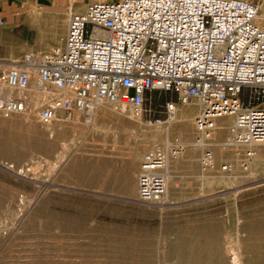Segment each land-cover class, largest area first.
<instances>
[{"label":"rangeland","instance_id":"374dc122","mask_svg":"<svg viewBox=\"0 0 264 264\" xmlns=\"http://www.w3.org/2000/svg\"><path fill=\"white\" fill-rule=\"evenodd\" d=\"M20 39L23 48H6L0 65L62 44L59 37L51 48H27L30 36ZM249 95L245 89L246 103ZM45 97L35 96L31 123L0 113V264H264V157L243 172L228 162L234 147L220 153L233 120L227 139L213 145L217 162L236 171L225 175L230 180L203 181L195 104L179 105L175 121L184 122L161 126L176 95L154 92L140 119L129 106L105 104L90 119L76 114L47 128L37 117ZM183 138L187 158L186 148L171 160L176 190L164 206L139 202L144 155Z\"/></svg>","mask_w":264,"mask_h":264},{"label":"built area","instance_id":"2783aa9c","mask_svg":"<svg viewBox=\"0 0 264 264\" xmlns=\"http://www.w3.org/2000/svg\"><path fill=\"white\" fill-rule=\"evenodd\" d=\"M264 0H117L70 11L60 47L24 54L0 65V113L10 118L30 110L32 83L47 97L37 117L44 126L92 118L99 106L128 105L143 117L154 92L176 95L166 103L168 121L179 105L195 104L197 143L205 173L232 175L219 164L214 133L219 119H234L232 144L239 167L248 172L264 145ZM1 25L5 22L1 21ZM250 90L249 103L242 99ZM24 92L7 98L5 92ZM186 151L179 139L146 153L138 174V200L163 202L168 164Z\"/></svg>","mask_w":264,"mask_h":264},{"label":"crops","instance_id":"0c3cea01","mask_svg":"<svg viewBox=\"0 0 264 264\" xmlns=\"http://www.w3.org/2000/svg\"><path fill=\"white\" fill-rule=\"evenodd\" d=\"M114 1L117 0H0V22H5L0 24V58L6 48H12L13 52L23 48L20 39L23 34L30 36L27 48H51L58 44L59 37L61 43L62 32L66 36L70 11L84 12L89 4ZM260 7L264 15V2ZM65 20L67 26H63Z\"/></svg>","mask_w":264,"mask_h":264},{"label":"bare ground","instance_id":"6f19581e","mask_svg":"<svg viewBox=\"0 0 264 264\" xmlns=\"http://www.w3.org/2000/svg\"><path fill=\"white\" fill-rule=\"evenodd\" d=\"M12 64H15V63H12ZM11 65H5V66H11ZM13 92H15V91H12V90L6 91L5 92V97H7V98H17V97H13ZM33 92H35L36 94L34 96L32 95L33 96V100H32V103H31V106L32 107L30 106L31 107L30 109H32V110L31 111L29 110V112L21 115V117L26 122L29 121L30 123H31V120L33 118H35V115H36L35 114V110L37 109V105H38L37 98L34 99L35 96L36 95H46V97H47V93L46 92H40V91H38L37 88L35 87V84H34V90L32 89V85H31V88L29 90V93H31V94H33ZM16 93H19V96L18 97H23L25 95L24 92H16ZM112 105H114V104H112ZM114 106H123V109H125V106H128V105H114ZM189 106H192V105H189ZM177 112H178V108H177V111H176V115H177ZM195 112H196V115H197V111L196 110H195ZM198 113H199V110H198ZM75 115L73 116V119L71 121L74 120ZM16 116H20V115H16ZM140 118L141 117H138V119H140ZM175 119H176V116L173 119H171V120H169L167 122H161V126H163V125L178 124V123L184 122V121H175ZM222 119H219L217 121V123H216V131L214 133L215 140L216 139H221L222 141L226 140L227 137H228V134H229V125L227 123V120H233L234 121V119L231 118V117H226V118H222ZM218 122H219V124H218ZM50 127H52V125L51 126H47V128H50ZM167 132H168V129H167ZM183 141H184L183 144H184L185 148H187V152L185 153V156L183 157V159H185V158H187V155L189 153V149H188V143L186 142V140L184 138H183ZM231 142H232V139L230 140V143L229 142H226V143H223V144H219L218 145V148H221L220 153L222 154L225 151H227V149H228L227 147H234L233 150L229 151L232 154V156H231V158H229L228 162H233L234 161L236 163H239V159H237V154L240 153L241 150L243 151L244 148L239 147L237 145H233ZM168 146H169V144H166L163 149H166ZM239 149H241V150H239ZM258 157H264V145H262V146H260V147L257 148V157L256 158H258ZM137 160H138V158H132V161L134 162L133 163L134 164V167H135V162H137ZM174 163L175 162L170 161L169 164H168L169 177H168L167 195H166V198H167V196L169 197V195L171 193V190H173V188L175 187L174 186V183H173V177L171 176V169L173 168V164ZM200 168H201V174H202L201 175V179L203 181H206V180H209V179H212V178H217V179H222V180H225V179H229L230 180L232 178V177H228L227 178V177H225V175H223L220 172H213V174L212 173H205L203 171V169H202V166H201V159H200ZM190 170H192V171H195L196 170L197 171V166L195 164H190ZM174 190H176V189H174ZM128 193H129V196L134 195L136 193V186L135 185L132 186L131 187V190ZM166 198H165V200L163 202L157 203V205L164 206L165 203H166ZM170 205H172V204L169 203L167 206H170Z\"/></svg>","mask_w":264,"mask_h":264}]
</instances>
